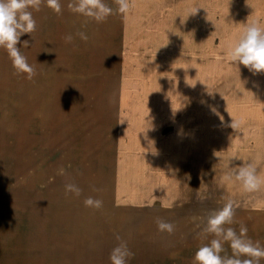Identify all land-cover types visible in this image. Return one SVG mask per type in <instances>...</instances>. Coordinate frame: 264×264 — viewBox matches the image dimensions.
<instances>
[{"label": "rangeland", "instance_id": "obj_1", "mask_svg": "<svg viewBox=\"0 0 264 264\" xmlns=\"http://www.w3.org/2000/svg\"><path fill=\"white\" fill-rule=\"evenodd\" d=\"M104 2L102 23L72 0L59 15L29 9L37 28L18 47L31 80L0 47V264H111L117 236L127 264H194L228 199L238 207L225 227L264 246V187L224 180L243 163L264 176V73L225 58L249 23L244 4L135 0L125 17ZM220 255H233L228 242Z\"/></svg>", "mask_w": 264, "mask_h": 264}, {"label": "clouds", "instance_id": "obj_2", "mask_svg": "<svg viewBox=\"0 0 264 264\" xmlns=\"http://www.w3.org/2000/svg\"><path fill=\"white\" fill-rule=\"evenodd\" d=\"M42 3L56 14L62 13V0H0V47L8 52L17 74H27L29 80L33 79L36 71L27 62L18 44L21 36L31 35L36 31L37 23L29 9L39 11ZM115 3L118 6L117 11L127 17L135 0H115ZM68 7L74 13L91 18L97 23L104 22L113 13V9L104 0H72ZM78 35L81 39L88 40L83 32ZM72 40V35L65 37L68 43ZM24 46H28V41H24ZM225 58L229 63L243 65L253 75L264 73V28L255 21L246 24L239 39L229 46ZM230 127L236 129L238 123L233 120ZM60 171L63 174V169ZM224 180L239 182L246 192H255L264 187V176L257 173L253 163H243L231 168L224 176ZM81 193L82 189L76 184H65L66 196L73 194L79 197ZM84 205L100 209L103 207V201L89 196L84 199ZM236 207L238 205L232 199H228L222 208L208 217L204 232L214 234L216 238L212 239L210 244L198 248L194 256V264H260V260L264 258V246H261L258 241L253 242L247 238V227L242 225L239 234L235 229L225 227L233 222ZM156 224L160 232L172 234L175 231L173 223L161 218H157ZM116 239L120 243L110 253L111 264H127L134 253L119 236ZM225 242H228L232 249L233 255L230 257L220 255L224 251Z\"/></svg>", "mask_w": 264, "mask_h": 264}, {"label": "crops", "instance_id": "obj_3", "mask_svg": "<svg viewBox=\"0 0 264 264\" xmlns=\"http://www.w3.org/2000/svg\"><path fill=\"white\" fill-rule=\"evenodd\" d=\"M236 2H240L244 4V10H241L242 14L239 13V17H244V19L249 20V23H252L253 21L258 22L259 26L264 28V0H236ZM237 16V14H236ZM239 23L238 27H241ZM248 23H245L246 25ZM242 25L244 28L245 26Z\"/></svg>", "mask_w": 264, "mask_h": 264}]
</instances>
